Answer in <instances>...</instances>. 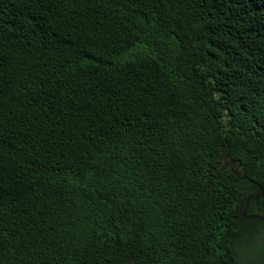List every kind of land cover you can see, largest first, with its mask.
Instances as JSON below:
<instances>
[{
    "label": "trees",
    "instance_id": "1",
    "mask_svg": "<svg viewBox=\"0 0 264 264\" xmlns=\"http://www.w3.org/2000/svg\"><path fill=\"white\" fill-rule=\"evenodd\" d=\"M246 206L264 0H0V264H242Z\"/></svg>",
    "mask_w": 264,
    "mask_h": 264
},
{
    "label": "rangeland",
    "instance_id": "2",
    "mask_svg": "<svg viewBox=\"0 0 264 264\" xmlns=\"http://www.w3.org/2000/svg\"><path fill=\"white\" fill-rule=\"evenodd\" d=\"M259 244V242H251V240L245 241L242 252L244 264H261L264 256Z\"/></svg>",
    "mask_w": 264,
    "mask_h": 264
},
{
    "label": "flooded vegetation",
    "instance_id": "3",
    "mask_svg": "<svg viewBox=\"0 0 264 264\" xmlns=\"http://www.w3.org/2000/svg\"><path fill=\"white\" fill-rule=\"evenodd\" d=\"M252 215H256V213H253V212H248V207H247V215L246 216H244L243 215V211H242V213L238 216V219H239V221H240V226H241V229H242V231H243V220H245V221H251L253 224H254V222L257 220V219H255V218H247L248 216H252ZM245 227H247V225L245 226ZM260 241H259V246H261L262 247V252H263V256H264V234L262 235L261 234V236H260V239H259ZM241 250H242V252H243V243H242V245H241ZM242 257H243V255H242ZM242 264H244V258H243V261H242ZM261 264H264V257H263V260L261 261Z\"/></svg>",
    "mask_w": 264,
    "mask_h": 264
},
{
    "label": "water",
    "instance_id": "4",
    "mask_svg": "<svg viewBox=\"0 0 264 264\" xmlns=\"http://www.w3.org/2000/svg\"><path fill=\"white\" fill-rule=\"evenodd\" d=\"M258 197H259V194L256 196V198H258ZM247 206H248V203H247ZM247 206H246V208H245L244 211H243V215H244V216L247 215ZM247 218H255V219H257V220H261V221L264 222V216H262V215H258V214H256V215H252V216H248Z\"/></svg>",
    "mask_w": 264,
    "mask_h": 264
}]
</instances>
